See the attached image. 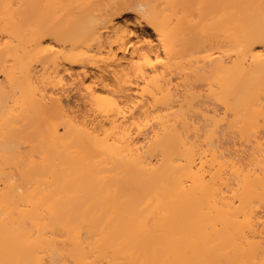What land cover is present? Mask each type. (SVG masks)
<instances>
[{"label":"bare ground","instance_id":"1","mask_svg":"<svg viewBox=\"0 0 264 264\" xmlns=\"http://www.w3.org/2000/svg\"><path fill=\"white\" fill-rule=\"evenodd\" d=\"M1 37L0 264H264V0H0Z\"/></svg>","mask_w":264,"mask_h":264},{"label":"rangeland","instance_id":"2","mask_svg":"<svg viewBox=\"0 0 264 264\" xmlns=\"http://www.w3.org/2000/svg\"><path fill=\"white\" fill-rule=\"evenodd\" d=\"M144 31H148V32H150L151 30H150V28H148V26H146L145 28H144ZM5 38H3V40H4ZM7 39H9V38H6V40ZM2 40V37L0 38V41ZM6 40H5V42H6ZM4 42V41H3ZM2 42H0V44H1ZM1 78L3 77V75H2V73H1ZM69 79V78H68ZM174 80H176V79H174ZM70 81H72L71 79H69V89H68V94H67V96H62L63 97V102H64V104L66 105V106H68L69 108H71V109H73V111H75L74 113H75V115H78V116H80L81 117V115H82V118H83V116L84 115H86V118L89 120V117L90 118H92V114H91V109H90V107H88V105L90 106V104L88 103L89 101H87V98H85V96H84V94L82 93V91H80L79 90V88H78V84H77V81H73V82H70ZM72 83V84H71ZM65 94V95H66ZM220 111V110H219ZM149 116V115H148ZM150 117H151V115H150ZM150 117H149V121H148V117L146 118V120L148 121V124H149V122H150ZM145 122V121H144ZM146 123V122H145ZM151 123V122H150ZM144 125V124H143ZM148 127V126H147ZM150 127V129H151V126H149ZM148 127V128H149ZM143 128H145V126L143 127ZM142 128V129H143ZM147 128V129H148ZM146 129V128H145ZM145 129H143L144 131H142L141 133H143V132H145V133H147V130L145 131ZM150 129H148V131L150 130ZM264 129V128H263ZM263 133H260L261 134V136H264V131H262ZM144 134V133H143ZM138 136H139V134H137ZM141 136H142V134H140ZM147 135H149V134H147ZM236 136H234V134H233V139H232V135L231 136H229L231 139H232V141L230 140V142L228 141V139H227V141H226V146H231V148H233V147H239L240 148V146H242V144L244 143V142H246V143H244L243 144V146H245V148H247L248 149V146L247 145H249V149H248V151L250 150V146L252 145L251 144V142L249 141V140H247L245 137H241L239 134H235ZM141 136H139V140H141V141H144V137L146 136V134H145V136L144 137H142L141 138ZM239 138H238V137ZM264 138V137H263ZM242 139H244V140H242ZM248 141H246V140ZM234 140V141H233ZM141 141H140V143H141ZM242 141H243V143H242ZM262 141H264V139L262 140ZM223 142V141H222ZM228 143V144H227ZM242 143V144H241ZM225 144H224V146H225ZM239 144H241V145H239ZM243 146H242V148H243ZM247 146V147H246Z\"/></svg>","mask_w":264,"mask_h":264}]
</instances>
